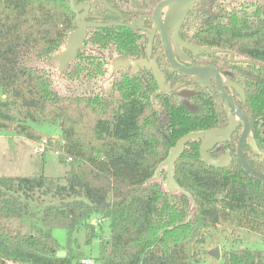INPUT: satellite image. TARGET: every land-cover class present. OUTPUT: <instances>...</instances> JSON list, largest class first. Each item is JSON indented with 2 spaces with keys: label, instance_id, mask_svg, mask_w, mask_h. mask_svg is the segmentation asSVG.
I'll return each mask as SVG.
<instances>
[{
  "label": "trees",
  "instance_id": "trees-1",
  "mask_svg": "<svg viewBox=\"0 0 264 264\" xmlns=\"http://www.w3.org/2000/svg\"><path fill=\"white\" fill-rule=\"evenodd\" d=\"M258 5L251 15L225 10L227 21H209L200 41L213 32L211 43L264 63V9ZM70 14L67 0H0V131L35 142L40 134L32 125L56 124L61 157L68 164L63 184L42 172L0 176V264H82L70 243L81 229L87 244L97 237L90 223L94 217L106 220L110 229L109 238L100 240V264H193L204 233L224 224L264 240V184L237 165L226 170L207 164L199 141L188 142L173 166L175 182L193 201L167 188L165 168L155 179L180 137L207 128L205 112H190L180 99L163 103L161 96L153 97L154 86L125 73L111 81L118 98L61 95L44 67L31 65H56L50 57L66 44ZM113 30L87 37L84 45L112 52ZM84 52L81 48L63 74L77 79L103 73L101 63ZM248 86L253 109L256 92ZM262 90L258 98L264 113ZM40 195L59 202L36 214L29 207ZM27 217L41 228L11 225ZM55 229L66 232L63 257L57 256L61 246ZM224 258L226 264H264L261 250L237 248Z\"/></svg>",
  "mask_w": 264,
  "mask_h": 264
},
{
  "label": "flooded vegetation",
  "instance_id": "flooded-vegetation-1",
  "mask_svg": "<svg viewBox=\"0 0 264 264\" xmlns=\"http://www.w3.org/2000/svg\"><path fill=\"white\" fill-rule=\"evenodd\" d=\"M67 1L70 11V0ZM73 1L77 11H70L69 33L76 30L77 17L88 24L114 23L100 28L87 26L85 38L114 28V50L106 49L108 53L103 52L98 58L112 63L111 81L122 73L138 76L146 85L154 86L153 97L161 96L163 103L180 99L190 112H205L207 128L199 131H219L207 152L212 159L221 161L222 166L217 168L231 170L236 165L241 168L237 148L245 122L239 114L245 116L249 131L243 142V157L253 169L264 174V113L258 98L264 86V63L211 43L213 32L206 41H200L206 34L207 23L213 21L215 25V20L225 23L224 11H229L230 5L238 0H199L185 13L184 6L172 9L165 4L170 0ZM85 40L82 46L85 51H100L97 45L86 47ZM205 48L209 51L202 50ZM126 61L143 62L145 66L119 65ZM106 63L105 60V67ZM200 68H207L206 76H200L199 71L183 72ZM154 69L159 73L163 90ZM248 85H253L256 92L253 109L247 103ZM201 142L202 139L199 148Z\"/></svg>",
  "mask_w": 264,
  "mask_h": 264
},
{
  "label": "rangeland",
  "instance_id": "rangeland-1",
  "mask_svg": "<svg viewBox=\"0 0 264 264\" xmlns=\"http://www.w3.org/2000/svg\"><path fill=\"white\" fill-rule=\"evenodd\" d=\"M262 5H258L257 0H238L230 5V10L241 12L247 11L250 15L255 11V8L261 6L264 9V0H261ZM98 52L86 51L84 57H92L94 61L101 63L103 73L92 78L84 77L85 74L75 78H69L66 74L61 73L56 65L47 66L45 63L32 62L34 67H44L52 81V87L59 94L66 96L97 94L99 96L108 97L109 99L118 98V94L113 91L110 75L112 72L111 62L107 59L99 60V53H108V50L99 48ZM107 55V54H106ZM105 57H108V55ZM105 60L107 67H105ZM72 67V66H71ZM71 67L67 70L70 72ZM92 68V65L89 66ZM1 98V93H0ZM33 129L40 134L38 141L32 142L24 136L17 135L11 131H0V176L6 177H25L36 176L42 172L47 177L55 179L58 183H64L65 172L68 169V164L63 161L62 155H55V150H60L61 142L59 129L56 124L44 122L42 124L32 125ZM47 139L49 146L43 152L39 153L37 148L41 141ZM37 196V193H36ZM58 198L51 195H40L39 199L31 203L32 212L39 213L42 206L50 203L57 204ZM39 206V207H38ZM100 220V222H99ZM90 223L95 227L96 238L87 244L86 231L81 229L76 234V240L70 243L71 248L76 251V255L80 260L92 259L94 264L99 263V244L100 240H107L110 235V229L107 221L100 217H94ZM14 227H21L23 230H29L32 226L41 228L40 223L35 218H24L11 222ZM204 244L199 247L200 257L198 262L193 264H226L225 256L233 249H250L261 250L264 252V240L251 232L228 226L226 224L218 226L214 230L204 233ZM53 236L57 243L61 246V252H64V246L67 242L66 232L63 229H55ZM215 248L219 249L220 258L215 259L210 255V251Z\"/></svg>",
  "mask_w": 264,
  "mask_h": 264
},
{
  "label": "water",
  "instance_id": "water-1",
  "mask_svg": "<svg viewBox=\"0 0 264 264\" xmlns=\"http://www.w3.org/2000/svg\"><path fill=\"white\" fill-rule=\"evenodd\" d=\"M198 1L199 0H170V1L165 2V4L169 5L172 9L178 8L180 6H184V7H186V9L184 10V13H185V11H187L188 9H191L192 6ZM70 11L74 12V13L77 11L75 6H74L73 0H70ZM75 21H76V30L69 33L64 48L60 52H58V53H56L50 57L49 63H56V66L61 73H63L66 70V68L69 64L73 63L77 59L78 53L81 50V48L83 46V42L86 38V27L87 26L94 27V28H98V27L100 28V27H106V26L114 25V23L88 24V23L78 21V17ZM202 50L209 51V49H207V48L202 49ZM119 65H121L123 67H127V66L136 67V65L145 66V64L143 62L136 63V62H132V61H126V62H122V63L120 62ZM178 70H179V68H178ZM154 71H155L156 78L158 80V85H159L160 89L163 90L164 86L159 80V73L156 69H154ZM198 71H199L200 76H206V74H207V68H200L199 70L192 69V70H187V71H183V72L187 73V74H189V73L195 74ZM239 117L245 122L244 123L245 129L242 132L241 139L239 141V145L237 148V155L239 158L240 166L243 169V171L246 174H248L251 178L261 182V184H264V174L253 169L246 162V160L243 157V142H244L245 138L247 137V134L249 131V124H248V121H247L245 116L239 114ZM218 133H219V131H215V130L214 131H212V130L211 131H195V132L187 133V134L183 135L182 137H180L177 140V142L175 143L174 147L169 152L166 159L163 162H161V164L158 166V168L156 170L157 176L155 179H157V180L159 179L161 169L165 168V171L167 173V180H166L167 188L171 191H174V192L180 191L181 193L185 194L191 201H193L191 196L187 192H185L183 189H181L177 185V183L175 182L174 173H173V166H174L175 162L177 161V159L182 154V152H183V150H184V148L188 142L199 141L200 139H202V142H201L200 148H199V153H200L201 159L211 166L221 167L222 166L221 161L212 159L207 153L208 149L214 143V135H216ZM221 133H225V132H221ZM210 255H212L215 259H219L220 258L219 249L215 248L214 250L210 251ZM57 256L63 257L64 252L59 251L57 253Z\"/></svg>",
  "mask_w": 264,
  "mask_h": 264
},
{
  "label": "built area",
  "instance_id": "built-area-1",
  "mask_svg": "<svg viewBox=\"0 0 264 264\" xmlns=\"http://www.w3.org/2000/svg\"><path fill=\"white\" fill-rule=\"evenodd\" d=\"M63 144V142H62ZM49 146V142L47 139H43L39 145V147L37 148V151L39 153L43 152V150ZM62 155V151L61 150H55V155ZM67 161H70V158H67ZM100 222V220H99ZM94 261L92 259H84L81 261L82 264H94Z\"/></svg>",
  "mask_w": 264,
  "mask_h": 264
}]
</instances>
